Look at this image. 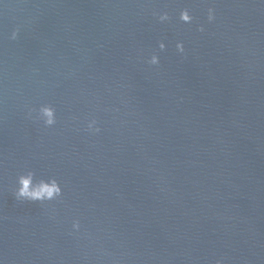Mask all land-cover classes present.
Listing matches in <instances>:
<instances>
[{"label": "water", "instance_id": "95a60500", "mask_svg": "<svg viewBox=\"0 0 264 264\" xmlns=\"http://www.w3.org/2000/svg\"><path fill=\"white\" fill-rule=\"evenodd\" d=\"M217 260L264 264V0H0V264Z\"/></svg>", "mask_w": 264, "mask_h": 264}, {"label": "clouds", "instance_id": "9594fccd", "mask_svg": "<svg viewBox=\"0 0 264 264\" xmlns=\"http://www.w3.org/2000/svg\"><path fill=\"white\" fill-rule=\"evenodd\" d=\"M158 16L160 22H165L170 20L168 12L155 13ZM215 10L209 7L207 10V20L212 22L215 20ZM179 20L183 23L190 24L193 21V16L190 14L188 8H184L179 12ZM199 31H204L203 25L198 29ZM17 31H13L11 34V39H16ZM166 47L165 43L161 41L159 43V49L162 51ZM176 50L178 53L183 54L184 44L182 41L176 43ZM147 63L150 65H159L160 57L156 52H153L148 58ZM32 111L30 110L28 115L32 116ZM35 119L42 122L45 127H52L57 123L56 109L50 104H42L37 110H35ZM87 131L91 133L100 132V128L97 126L96 119H90L87 121ZM14 196L18 201H29L38 202L39 204H45L47 202L55 201L63 196V189L60 182L54 176H49L48 178H36V174L32 170H25L20 173L16 179V187L14 190ZM72 229L74 231H79L81 228L80 221L78 219L73 220ZM216 264H223L222 260H217Z\"/></svg>", "mask_w": 264, "mask_h": 264}]
</instances>
